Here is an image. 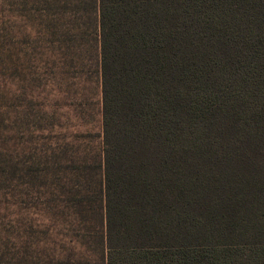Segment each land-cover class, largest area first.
I'll return each mask as SVG.
<instances>
[{
  "label": "trees",
  "instance_id": "16d2710c",
  "mask_svg": "<svg viewBox=\"0 0 264 264\" xmlns=\"http://www.w3.org/2000/svg\"><path fill=\"white\" fill-rule=\"evenodd\" d=\"M99 12V151L20 168L0 137V228L82 223L102 264H264V0H99Z\"/></svg>",
  "mask_w": 264,
  "mask_h": 264
},
{
  "label": "rangeland",
  "instance_id": "374dc122",
  "mask_svg": "<svg viewBox=\"0 0 264 264\" xmlns=\"http://www.w3.org/2000/svg\"><path fill=\"white\" fill-rule=\"evenodd\" d=\"M99 32V0H0V56L17 60L26 53L31 60L19 68L0 63V137L5 136L7 158L20 160V168L34 158L52 161L56 154L66 161L94 145L99 151ZM46 200L43 193L40 202ZM44 220L0 228V264H20L27 251L34 253L24 264H44L42 251L62 264H102L99 234L89 242L81 237L82 223Z\"/></svg>",
  "mask_w": 264,
  "mask_h": 264
}]
</instances>
